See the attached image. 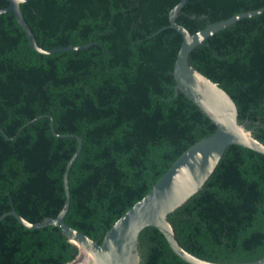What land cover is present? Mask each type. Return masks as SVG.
Wrapping results in <instances>:
<instances>
[{"label":"trees","instance_id":"1","mask_svg":"<svg viewBox=\"0 0 264 264\" xmlns=\"http://www.w3.org/2000/svg\"><path fill=\"white\" fill-rule=\"evenodd\" d=\"M181 0H32L23 16L44 55L13 13L0 15V218H56L102 244L172 165L217 128L185 94L176 95L183 36L170 28ZM0 0V10L9 7ZM264 8V0H187L177 22L191 34ZM190 63L235 101L239 123L264 144V12L207 39ZM39 117H43L36 120ZM59 135L57 137L51 127ZM36 120V121H35ZM30 123L29 125H27ZM176 239L200 259L264 258V155L230 146L203 189L168 216ZM142 264H189L164 235L146 228ZM79 249L55 226L31 230L0 221V264H69Z\"/></svg>","mask_w":264,"mask_h":264},{"label":"water","instance_id":"2","mask_svg":"<svg viewBox=\"0 0 264 264\" xmlns=\"http://www.w3.org/2000/svg\"><path fill=\"white\" fill-rule=\"evenodd\" d=\"M8 1L10 2L9 7L0 10V15L5 13L15 15L18 24L25 31L30 41L31 48L35 51L44 55H51L88 48L72 46L51 51L40 48L21 10L22 4L32 0ZM186 2L187 0H181L170 13V28L177 30L183 36V43L173 72L177 82L176 95L182 92L195 103L216 126V133L188 149L153 186L149 194L114 224L107 232L102 244L70 227L65 222L71 205L69 175L82 151V139L77 136L79 147L64 174L66 202L58 217L46 218L41 223L33 224L13 210L0 218V221L7 216H13L19 223L31 230L48 226L59 228L69 242L79 249L77 258L69 264H142L139 251L140 236L149 227L158 229L166 238L173 252L185 262L189 264H220L200 259L182 248L176 239L175 231L168 220V216L203 189L230 146L239 145L264 155V144L254 138L253 130L247 128L249 121L243 124L239 123V112L235 101L217 83L199 72L190 63V55L210 37L230 28L241 20L259 16L264 12V8L210 24L205 29L191 34L177 22L178 15ZM41 118L43 117L36 120ZM51 127L57 137L70 136L57 134L53 119H51ZM0 132L4 133L1 129ZM238 264H264V258L255 262Z\"/></svg>","mask_w":264,"mask_h":264}]
</instances>
